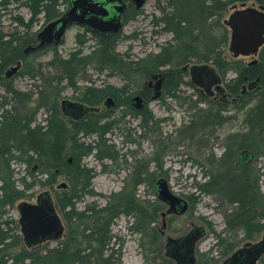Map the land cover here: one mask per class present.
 Instances as JSON below:
<instances>
[{"label":"trees","instance_id":"16d2710c","mask_svg":"<svg viewBox=\"0 0 264 264\" xmlns=\"http://www.w3.org/2000/svg\"><path fill=\"white\" fill-rule=\"evenodd\" d=\"M0 1H3L0 6L21 3L30 14L27 23L22 18L17 19L23 27L21 31L8 34L7 39L0 32L2 74L6 67L17 61L27 62L30 55L43 50L29 56L23 52L26 47L37 43L39 31H34L33 27L40 21L46 25L59 18L63 14L61 6L66 5L67 0ZM245 1L264 6V0H156L161 17L155 25H160L163 32L171 33L172 40L163 44L158 53L139 60H131L128 55L116 51L119 33L100 35L84 30L82 35L76 36L79 47L67 56L63 57L54 47L46 62H29V69L24 74L33 81V89L26 93L8 86V96L0 101V254L3 256L0 264H120L113 254L106 255L113 238L110 229L120 215L132 220L131 230L140 237L139 246L145 249L143 254L147 264H176L166 255V246L163 253L158 243L163 227L158 230L156 217L159 213L162 216L167 205L157 197L156 185L153 195L157 206L151 212L148 209L151 205H145L149 201H142L141 205L136 203L135 191H132L133 197L128 198L124 192L119 193L115 203L110 201L100 210L88 208L90 214L76 211L82 190L87 188L91 172L93 174V170L85 168L82 161L95 147L84 139L108 133L111 123L106 120L111 115H101L94 123L90 115L78 122H66L58 106V99L65 89L77 93L79 101L93 106H98L108 95L124 104L134 85H142L148 75L161 68L166 74L165 98L186 104L191 111L190 118L176 131L172 149L169 148V141L173 142L171 135L164 136L155 130L161 122L150 113L141 116L140 128L144 134H149L147 139L153 143L156 162L165 156H178L179 147L191 148L197 153L192 161L204 165L206 170L203 182H194L192 188L195 191L184 195L188 209H192L201 196H207L223 217L224 227L220 232L208 228L215 242L209 251L197 254L195 264H218L264 233V195L260 192L258 175L257 182L254 181L257 170L252 164L253 156L264 157V45L256 63L246 65L237 58H227L225 50L229 34L221 16L229 6ZM87 35H90L88 40ZM89 40L92 46L87 47ZM186 63L213 65L225 81V94L231 99V108L199 93L194 85L185 82L182 67ZM90 71L121 74L128 84L121 89L110 86L80 89L79 81L86 79ZM230 73L233 76L227 78ZM258 78V90L246 88L243 92L244 87ZM183 86L194 91L190 100L181 97ZM40 111L45 115L42 122L37 121ZM235 121L242 123L240 129L222 136L217 134ZM215 141L220 143L223 151L218 157L211 150ZM69 158L72 160L70 164ZM21 168L24 175L16 176L21 173ZM61 175L68 177L72 187L70 191L57 194L53 203L66 222H81L79 232L68 233L63 240L60 238L55 247L24 250L12 256L11 250L19 247L22 241L15 221L7 216L9 208L25 198L34 187L54 185ZM137 177H131L134 189L142 184ZM148 251L153 254L152 258L148 257ZM260 264H264V256Z\"/></svg>","mask_w":264,"mask_h":264},{"label":"rangeland","instance_id":"374dc122","mask_svg":"<svg viewBox=\"0 0 264 264\" xmlns=\"http://www.w3.org/2000/svg\"><path fill=\"white\" fill-rule=\"evenodd\" d=\"M67 5L68 4L66 3V5L61 6L63 12L66 10ZM128 5V14L130 18L125 21L124 26L119 33L120 40L118 41L116 51L120 54L128 55L131 60L146 58L148 55L158 53L163 44L172 40V34L163 32L160 25H155V22L161 17V13L157 8L156 0H147L144 6L139 10L138 15L132 14L135 11L134 3L129 1ZM258 5L259 4L255 1L235 3L221 13L222 21L227 20L234 11L243 8L242 6H245V8H258ZM18 18H22L25 23H27L30 18L28 10L26 7L21 5V3H9L7 6H0V32L4 34L3 37L7 39L8 37L6 36H8V34L19 32L23 29L17 20ZM44 26L43 21H40L33 27V29L34 31H40ZM80 34H83V29L81 28L73 27L69 29V31L65 34L63 42L56 47L57 52L65 57L70 52L74 51L77 47H79L76 43V36ZM228 34L230 35L229 29ZM89 38L90 35H87L86 39L88 40ZM228 45L229 38L226 45L225 55L229 59H236L234 58L233 53L229 50ZM86 46H92V42L89 40L86 43ZM53 52V50L49 49L36 54L29 52V55L32 54L29 58L30 61L28 59L27 62H22L20 70L12 78V87L18 91L29 93V91L33 89V81L27 77V74H24V72L27 71V68L29 69V62L31 64L34 62H46L50 59ZM257 58L258 56H240L237 59L242 60L246 65H248L255 60L257 61ZM8 69L9 68H7V70ZM4 72H2V74H4ZM88 74L89 75H87L86 79L79 81L78 87L80 89L90 86V81H92L93 86H100L103 82H105L116 89L121 87V80L117 77L109 78L107 74H104V77H98L97 73L92 71ZM149 76L146 79L144 86L150 81ZM232 76L233 74L230 73L227 75V78H231ZM185 79L187 81L188 78L185 77ZM222 83L224 86L225 81L223 79ZM183 90H186L187 92L184 94L185 96H190L193 92L186 86H184ZM3 95L4 92L0 89V100ZM77 96L78 95L75 92L65 89L58 99L59 108L60 104L66 100L78 102ZM161 96V98L155 99L151 102L147 113H150L153 118L161 122L159 123V126L155 127V130L160 131L164 136L171 135L170 140L173 142L169 141V148L172 149L175 147V138L177 136L176 131L187 124L186 122L190 118L191 111L186 110V107L180 106L176 101L171 100L170 98H165L164 92ZM215 100L220 102L222 101L227 104L229 108H231L230 98H224L221 95H216ZM102 112L96 114L94 118L96 119L100 117L103 114ZM44 118V113L40 111L37 116V121L42 122ZM65 121L67 122V120ZM106 121L111 123V125L108 126V128L111 129L109 133H105L102 136L91 135L89 138L84 139L86 143L95 147V150L82 161L85 168L93 170V174L91 172L92 177L87 182V188L85 187L82 190L83 193L81 195V200L76 204L77 212H86V214H90L87 213L88 208L100 210L105 208L110 201L115 203V199H117L119 193L124 192L126 198L133 197L132 191H135L134 199L136 203L141 205L142 201L150 202L145 205H151V209L148 207L151 212L152 208L157 206V203L154 202L155 196L153 194L155 185L159 179H165L171 191L183 199H185V194L193 193L195 191L192 188L194 182H203V175L206 167L192 161L197 153L193 152L191 148L186 149L184 147H179L177 149L179 152L178 156H165L163 160L159 159V161L156 162L154 160L155 155L153 143L147 139L149 134H144V131H141L138 128L139 123L137 119H133L131 116H123V114L116 111V113H114V115ZM241 127L242 123L238 121L231 122L223 129H220L217 134L222 136L229 131L240 129ZM211 147L212 153L216 157L223 152L220 147V143L217 141L212 143ZM206 151L209 153L208 150ZM70 161H72L71 158L68 159L69 164L71 163ZM263 163L264 157L263 159L261 157L258 158L257 162L253 161L252 164L254 169L257 170L253 176L254 181L257 182L256 177L258 175L260 192L264 195ZM201 164H204V162ZM20 171L21 173L16 176L24 175L23 168H21ZM138 175H140V177H137ZM28 176L29 171L27 177ZM135 176L140 178L142 184L138 185L134 189L131 177L134 178ZM27 181L29 182V179H27ZM63 184L66 185L65 188L62 187ZM71 187L72 185L68 177L63 175L57 177L56 183L50 187H34L27 193L25 198L16 201L13 207L9 208L7 216H10L18 227L20 220L18 208L20 204H35L38 196L44 193L49 194L50 198L53 202H55L57 194H62L64 191H70ZM80 189L81 186L78 187V190ZM54 206L56 207L63 223V233L61 239H65L68 233L79 232L80 229L78 226L81 222L80 224L77 220H72L69 223L66 222L64 216L61 214L55 203ZM167 209L168 206L162 213H165ZM131 221L132 220L129 219V217L120 215L114 222L110 229V234L113 238L111 239L106 255L113 254V257L118 259L120 264H147L143 254L145 249H142L139 246L140 237L131 230ZM164 221L165 229L161 231V238L158 242L162 248L161 250H163V253L169 237L174 239L181 238L187 235L194 227H203L205 229L204 236L196 242V258L198 253L209 251L215 242V238L208 228H212L214 231L220 232L224 227L222 215L216 211L215 203L207 196H201L198 203L194 204L192 209L189 208L183 215H167L163 218L161 213H159L156 217V227L158 230H161ZM262 235H260L256 241L260 240ZM58 243L59 242L57 241L44 243L29 250L52 248ZM24 250H27V248L22 242L19 247L12 249V253L10 252V254L15 256ZM151 256H153V254L148 251V257L152 258ZM2 258L3 256L0 254V260ZM4 259H7V257ZM221 262L222 260L219 261L218 264H221ZM257 264H260V261Z\"/></svg>","mask_w":264,"mask_h":264},{"label":"water","instance_id":"95a60500","mask_svg":"<svg viewBox=\"0 0 264 264\" xmlns=\"http://www.w3.org/2000/svg\"><path fill=\"white\" fill-rule=\"evenodd\" d=\"M70 0V6L61 17L49 22L37 34L38 45L30 47L36 50L48 45H60L67 33L68 27L72 24L86 26L89 29L100 32H119L122 24L119 17L123 11L121 0ZM136 8H142L146 0H133ZM117 3L113 13L110 15L108 4ZM243 8L234 11L223 23L230 30L229 50L234 58L255 57L260 48L264 45V6L256 7L242 6ZM252 63H256L253 61ZM21 68L19 61L8 71L7 75H13ZM189 73L191 83L204 94L212 96L214 92L227 97L222 83V78L210 63L194 64L185 68ZM259 78L250 82L247 87L252 90L258 83ZM160 84L156 86L157 91ZM139 101V98H135ZM65 104V103H64ZM68 109H74L75 105L68 104ZM66 187L65 184L62 185ZM157 197L164 202L168 209L162 213L167 215H183L188 210V202L175 195L165 179L156 184ZM22 233L27 245H37L48 239L56 240L63 233V225L60 216L55 210L54 203L47 193L41 194L37 204L22 203L19 205ZM165 229V221L163 222ZM205 234L203 227H194L186 236L174 239L169 237L166 243V255L174 260L176 264H195L196 256L194 246ZM264 254V235L255 244H246L244 248L236 250L223 264H256Z\"/></svg>","mask_w":264,"mask_h":264},{"label":"flooded vegetation","instance_id":"af4514ba","mask_svg":"<svg viewBox=\"0 0 264 264\" xmlns=\"http://www.w3.org/2000/svg\"><path fill=\"white\" fill-rule=\"evenodd\" d=\"M129 1H132L133 2V0H121V4H122V6H123V11H122V13H121V15H120V17H119V21H120V23L122 24V28H123V26H124V23H125V21L126 20H128L130 17H129V14H128V12H129V5H128V3H129ZM92 2H94L95 3V1L94 0H92ZM246 2V1H245ZM134 3V2H133ZM240 3H242V2H240ZM67 8H66V10L63 12V14L64 13H66V11L68 10V8H69V6H70V0H68L67 1ZM115 6H117V3H112V4H108L106 7H109L110 8V15L109 16H111V14L113 13V11H114V7ZM134 6H135V4H134ZM258 6H260V5H258ZM141 8H136V6H135V11L132 13L133 15H136V13L137 12H139V10H140ZM62 14V15H63ZM61 15V16H62ZM132 15V16H133ZM60 16V17H61ZM73 27H78V28H81V29H83V32H84V30H87L88 32H89V34L91 33H96V34H100V35H107V34H118V33H120L121 32V30L119 31V32H117V33H115V32H107V33H100V32H96V31H93V30H91V29H89L88 27H86V26H78V25H76V24H72V25H70L69 27H68V30L67 31H69V29H71V28H73ZM44 28V27H43ZM64 39V38H63ZM63 42V41H62ZM38 45V39H37V43L35 44V45H30V46H28V47H26V49H24L23 50V52H24V54H25V56H29V52L31 53H35L37 50H42V51H44V50H53V48L54 47H57V46H59V45H57V46H55V45H48V46H44V47H42V48H38V49H36V50H31L30 49V47H35V46H37ZM139 60V59H138ZM19 61H17L14 65H10V66H8V67H6L4 70H5V72H4V74H0V89L4 92V95L2 96V97H7L8 96V93H7V91H6V88L9 86V87H12V85H13V76L16 74H13V75H10V76H8L7 75V73H8V71H10L11 70V68L12 67H14L17 63H18ZM21 62V66H22V61H20ZM195 63H186L183 67H182V72L184 73L183 74V77H184V81H186V79H185V77L186 78H188L187 79V81L186 82H190L191 83V81H190V77H189V73L185 70V68H189L190 66H192V65H194ZM196 64H200V63H196ZM7 68H9L8 70H7ZM20 70V69H19ZM165 69H163V68H161V69H159L157 72H155V73H151L150 74V76H149V79H150V81L144 86V84L146 83V79L148 78V76L146 77V79H144L143 81H144V83L141 85H138V86H136V85H134V90H129V93H130V96H129V98H128V101L126 102V103H124V104H119V102L112 96V95H108L107 97H105V99L97 106V105H90V104H87V103H83V102H81V101H79L78 99V102H71V101H68V100H66V101H63L61 104H60V113H61V115H62V117H63V119H65V120H67V121H74V122H78V121H81L83 118H85L86 116H91L92 118H91V120H93V121H95V115L96 114H98V113H100V112H102L103 114L102 115H107V114H109V115H111V116H113L114 115V113H116V111L118 112V113H121V114H123V115H127V116H131L133 119H137L138 120V128L142 131V129L140 128V118H141V116H144L146 113H147V110H148V107H149V105L151 104V102L153 101V100H155V99H159V98H161L162 96V93L164 92V95H165V83H166V74H165ZM18 73V72H17ZM104 74H107L108 75V77L110 78V77H117V78H119L120 80H121V87L120 88H117V89H121V88H123L126 84H128V81H127V79H126V77L125 76H123V75H121V74H118V73H112V72H110V71H105L104 73H102V74H99V73H97V76L98 77H104ZM91 83H90V86H93L92 85V81H90ZM102 83V82H101ZM158 84H160V89L157 91V89H156V86L158 85ZM192 84V83H191ZM193 85V84H192ZM110 85H108V84H106L105 82H103L100 86H95L94 85V87L96 88H104V87H109ZM110 87H113V86H110ZM186 87H188V86H186ZM13 88V87H12ZM85 88V87H84ZM84 88H81V89H84ZM183 88H184V86L183 87H181V90H180V92H181V95H182V97L184 98H187L188 100H190V98H191V96L193 95V92H192V94L190 95V96H185L184 94L185 93H187L186 92V90H183ZM189 88V87H188ZM258 88H260V86H259V81H258V83H257V85L252 89V91H256V90H258ZM185 89H187V88H185ZM198 89V88H197ZM199 90V89H198ZM199 93H201V94H204L201 90H199ZM77 94V93H76ZM179 94V93H178ZM78 95V94H77ZM125 95L127 96L128 95V93L126 92L125 93ZM132 95V96H131ZM216 95H221L222 97H223V95L222 94H219V93H217V92H214V94L212 95V96H209V95H207V96H209L211 99H216ZM135 98H139V101H136L135 100ZM225 98V97H224ZM2 99V98H1ZM1 101V100H0ZM65 103V104H64ZM67 103L69 104H73V105H75V108L74 109H68V107H67ZM178 103V102H177ZM180 106H182V107H186V110H188V106L186 105V104H181V103H178ZM105 108V109H104ZM104 109V110H103ZM92 121V122H93ZM94 123V122H93ZM111 131V130H110ZM110 131H108V133L110 132ZM253 158V161H258V157H255V156H253L252 157ZM71 162V161H70ZM38 198H39V196H38ZM38 198L36 199V203L35 204H37L38 203ZM55 207V206H54ZM55 210H56V207H55ZM56 212H57V210H56ZM58 213V212H57ZM59 215V214H58ZM62 225H63V223H62ZM16 229H18V231H19V235H20V237H21V241L23 242V244L25 245V247L27 248V250L29 251V249L30 248H36V247H38V246H40L41 244H44V243H49V242H53V241H59V239L62 237V235L58 238V239H56V240H50V239H48V240H46V241H43V242H41L40 244H37V245H32V246H30L29 247V245H27L26 244V242H25V239H24V236H23V233H22V229H21V225H20V223H19V226L17 227V225H16ZM190 232V231H189ZM263 235H264V233H263ZM263 235H262V237H263ZM186 236V235H185ZM184 237V236H183ZM262 237H261V239H262ZM256 242H258V241H254V242H249L250 244H255ZM246 244H248V243H246ZM246 244L244 245V246H246ZM244 246H242L240 249H242V248H244ZM194 252L196 253V244H195V246H194ZM231 256V255H230ZM229 256V257H230ZM264 256V254H262L261 255V258ZM229 257H227V258H224V259H222V262H221V264H223ZM260 258V259H261ZM260 261V260H259ZM258 261V262H259ZM258 262H256V264L258 263Z\"/></svg>","mask_w":264,"mask_h":264},{"label":"bare ground","instance_id":"6f19581e","mask_svg":"<svg viewBox=\"0 0 264 264\" xmlns=\"http://www.w3.org/2000/svg\"><path fill=\"white\" fill-rule=\"evenodd\" d=\"M256 61V60H255ZM257 62V61H256ZM202 64V63H201ZM260 80V79H259Z\"/></svg>","mask_w":264,"mask_h":264}]
</instances>
